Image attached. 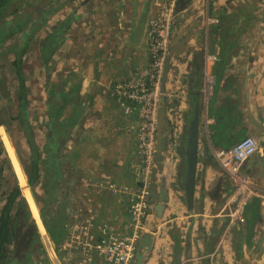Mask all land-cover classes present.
<instances>
[{
	"label": "crops",
	"instance_id": "0c3cea01",
	"mask_svg": "<svg viewBox=\"0 0 264 264\" xmlns=\"http://www.w3.org/2000/svg\"><path fill=\"white\" fill-rule=\"evenodd\" d=\"M160 1L185 5L178 7L170 33L174 39L188 27L180 42L188 33L191 37L185 56L175 43L174 51H179L175 55L181 59L170 62L165 90L180 98L168 102L180 114L177 146L198 109L197 163L194 196L188 203L182 149L167 145L155 174L156 191L165 193L166 200L151 203L144 219L138 247L143 243L149 250H141L142 264H257L261 260L264 211L258 199L248 202L243 223L229 230L221 253L213 258L207 255L227 225L225 202L231 191L211 149L229 148L245 136L264 143V5L252 0H67L51 18L54 31L45 37L47 46L43 43L40 53L48 70L47 85L53 89L48 91L46 85L42 95L46 99L57 95L48 112L56 111L59 120L55 126L47 124L42 136L50 154L43 161L42 181L45 187L48 181L47 191L53 184L57 189L55 202H50L52 225H47L55 249L47 255L51 261L39 257L34 264H106L92 251L88 261L82 260V252L70 238L71 227L88 221L95 226L108 224L116 232L128 231L129 200L144 180L136 150L138 118L135 112L125 115L111 91L148 67L147 32ZM185 15L188 22L181 23ZM209 19L217 22L208 23ZM195 22L197 27L190 31ZM250 38L256 42L251 44ZM211 54L218 60L212 67L211 96L205 101L202 68ZM166 115L170 121V114ZM243 172L264 187V156L253 155ZM149 179L148 175L147 185ZM91 232L98 236L95 229Z\"/></svg>",
	"mask_w": 264,
	"mask_h": 264
},
{
	"label": "built area",
	"instance_id": "2783aa9c",
	"mask_svg": "<svg viewBox=\"0 0 264 264\" xmlns=\"http://www.w3.org/2000/svg\"><path fill=\"white\" fill-rule=\"evenodd\" d=\"M174 3H156L157 13L149 21L147 38L149 42L150 63L139 77L128 78L117 83L111 95L120 103L125 115L136 113L138 118L137 155L144 170L143 186L134 190L128 205V231L124 233L113 231L108 224L94 225L88 221L81 226H72V242L82 252V260L88 261L87 254L95 252L106 264H133L137 244L144 228L149 202L147 177L155 167L153 155L155 152L157 133V108L159 84L162 75L164 58L169 46L171 24L175 17ZM216 23L215 19L207 20ZM218 60L214 54L208 55L203 63L202 86L203 97L211 96L215 76L213 64ZM166 114H170L171 147H176L174 141L180 132L181 119L177 106L169 107V100L178 101L177 95L165 91ZM167 144V145H168ZM213 158L221 171L228 177L231 191L225 202L227 225L218 238L215 249L208 258H213L226 246L229 230L244 221L245 208L251 199L259 200V207L264 211V187L258 186L243 172L246 160L256 153L264 156V143L260 144L251 136H245L233 146L226 149H211ZM142 170V171H143ZM90 229V231H89ZM95 229L98 236L91 232ZM84 255V258H83ZM213 260V259H212ZM211 264H215L212 263Z\"/></svg>",
	"mask_w": 264,
	"mask_h": 264
},
{
	"label": "rangeland",
	"instance_id": "374dc122",
	"mask_svg": "<svg viewBox=\"0 0 264 264\" xmlns=\"http://www.w3.org/2000/svg\"><path fill=\"white\" fill-rule=\"evenodd\" d=\"M57 1L38 0L25 3L21 5L16 15L9 16L0 23V30L2 26L4 28L6 26L7 29L9 27L18 28V33L28 35L26 39L25 34L23 36H21L22 34L20 36L17 34L14 40L0 41V151L3 149V154L0 155V208L4 195L11 192L15 185H18L21 196L26 200L29 210L31 209L32 211L30 213L32 218L35 214H41V222L43 226L45 224L46 228L47 225L49 227L52 225L50 221L52 219L50 202H55L54 190L57 189L53 184L48 187L49 190L47 191L48 181H45L46 187L42 181L43 161L46 159L45 155H50L42 145V136L44 135L45 126L47 124H49V127L55 126L59 118L56 111L53 113L48 112V108L52 106L53 101H57V95H54V98L49 96L47 99L46 97L44 98L47 95H42L44 87L47 85L46 76L48 70L47 67H43L40 53L45 37L54 31L51 28V24H49L51 18L55 16L54 14L62 6V2L67 0L59 1V3ZM252 1H255V4L258 2L264 5V0ZM68 6H71V4ZM246 10L250 12L249 10H252V6ZM29 11H33V13L27 18L24 17L23 14ZM244 23L249 24L246 20ZM255 42L254 39L250 38L251 44ZM20 47L24 48L23 54H20L19 57L25 86L23 96L25 122H21L17 118L19 115L17 95H21L19 93L21 91L18 90V80L14 74V66L11 64L16 57L12 49L17 50ZM47 88L48 91L52 89L50 85H47ZM35 169L36 176L34 177ZM31 176L34 183L32 185L28 184L30 188H25ZM20 187L23 188L22 191ZM35 198H37V202ZM30 230L31 228L29 227L27 231ZM72 236L73 230L70 238ZM20 243L25 244L23 239Z\"/></svg>",
	"mask_w": 264,
	"mask_h": 264
},
{
	"label": "trees",
	"instance_id": "16d2710c",
	"mask_svg": "<svg viewBox=\"0 0 264 264\" xmlns=\"http://www.w3.org/2000/svg\"><path fill=\"white\" fill-rule=\"evenodd\" d=\"M38 1V0H35ZM33 0H0V23L3 22L7 17L16 15L21 7V5L25 3H31L35 2ZM244 1V0H243ZM57 10V9H55ZM34 11V9H33ZM33 11H29L28 13L23 14L24 17H29ZM4 24V23H3ZM2 24V25H3ZM17 26V25H15ZM18 28H11L9 29L2 26V29L0 30V41H8L10 39L14 40L17 34H22L23 36L25 33H18ZM18 37V36H17ZM28 37V35L25 34V39ZM54 37V36H52ZM45 44V43H44ZM47 46V44H45ZM11 50V49H9ZM12 52L14 55H16L14 61H12V65L14 66L13 73L15 74L16 79L18 80V90L21 91V95H17L18 99V107H19V115L17 118L22 122H25V106H24V81H23V72L21 71V61L19 55L23 54L24 48L20 47L17 50L12 49ZM23 112H22V111ZM25 124V123H24ZM2 152V153H1ZM3 154V149L0 151V155ZM36 169L34 170V177L36 176L35 173ZM1 173V171H0ZM34 183L33 177L31 176L28 179V183L25 185V188H30L28 184L32 185ZM21 191L23 190L22 187ZM30 213H32L30 209ZM30 213L26 209V203L24 198L21 196L20 189L18 185H15L13 187L12 191L4 195L2 199V206L0 208V264H34L36 261L37 263L40 262L38 258L40 257L44 261V257L47 259V255L49 257L50 250L53 248L51 244V239L46 234L47 228L43 226L41 222V214L40 215H34L33 219L36 223L38 233L36 231V235L38 237L37 240V247H34L32 249V255H25V256H19V254H13L12 251L9 249L14 247L13 242L16 241V239H13L17 235H14V232L17 230L18 235L19 231L26 229L25 222L29 221ZM34 223H31L33 226ZM23 227V229H21ZM46 229V230H45ZM40 235V237H39ZM12 254V257H11Z\"/></svg>",
	"mask_w": 264,
	"mask_h": 264
},
{
	"label": "water",
	"instance_id": "95a60500",
	"mask_svg": "<svg viewBox=\"0 0 264 264\" xmlns=\"http://www.w3.org/2000/svg\"><path fill=\"white\" fill-rule=\"evenodd\" d=\"M177 4L174 8L175 13L179 10L178 7L179 8L185 7V5L182 3H180L181 4L180 6H178ZM187 13L190 15L189 12H187ZM186 19L188 20L187 16L185 15V16H182L179 21L181 23H184L185 21H187ZM174 22H175V20H173L171 27H173ZM196 27H197V22H195L194 24H191L189 29L191 31V30L195 29ZM184 30L188 31V27H185L184 29H182L176 35V37L174 39H172V34L170 33L169 46H168V49H167V52H166V55L164 58V65H163L162 75H161L160 84H159L158 108H157V116H156L157 133H156L155 152L153 155V163H154L155 167L151 170V172L149 174L150 179L148 181V186H147L148 202H149L148 210H150V204L151 203L158 201L159 204H162L166 200V194L165 193H163L162 191H161V193L159 191L157 193V191H156V188L158 186L155 184V174H156L157 168L158 169L160 168L159 162L162 161L163 153L166 150L168 141H172V139H171L172 138L171 137V127H170V123H169V121L167 119V115H166V106H165V98H164V94L166 91L165 90V84H166V76H167L168 67L170 65V62L173 59H181L180 55L179 56L175 55L179 52V51L178 52L174 51L175 43L181 45V53L184 54V56L187 54V49H188L187 43H188L191 35H190V33H188L185 36V39H183V41L181 43L179 37L184 32ZM19 36H20V34H19ZM198 123H199V112L197 109L194 113L192 121L188 125L187 132L186 133L183 132V134H180L182 137L180 140L181 142L178 144V146L176 145V150L178 147V148L182 149V151L184 152V157H183V159H181V160L185 161L184 163L186 166V178H185V183H184L183 189L185 192V198H186L188 203H190L193 200V196H194L195 172H196V163H197V146H198ZM185 129H186V127H184V130ZM179 139H180V136L178 135L177 138L174 140L176 142V144H177ZM248 160H246L245 163ZM245 163L243 165V168L245 166ZM46 234L50 238L49 232H47ZM219 235L220 234L218 233L217 237H216L217 241L213 247L214 249H215L216 244L218 242ZM140 240L142 242L143 239L140 238ZM51 244L55 249V244L53 241L51 242ZM138 244H139V242H138ZM138 244H137V248H136L137 251L135 252L133 264H142V262L145 258V254L143 252H141V250L145 248V253H147L149 250V249L146 250V248H148V247L144 246L143 243L140 244L139 247H138ZM257 264H264V249H263V254H262L261 260L258 261Z\"/></svg>",
	"mask_w": 264,
	"mask_h": 264
},
{
	"label": "flooded vegetation",
	"instance_id": "af4514ba",
	"mask_svg": "<svg viewBox=\"0 0 264 264\" xmlns=\"http://www.w3.org/2000/svg\"><path fill=\"white\" fill-rule=\"evenodd\" d=\"M242 2V1H241ZM183 152V151H182ZM181 158L184 157V152H183V157L182 155H180ZM33 193V192H32ZM35 197V196H34ZM37 198H35L36 200ZM37 202V200H36ZM25 203H26V209L27 211L30 213V210L28 208V205H27V202L25 200ZM38 205V204H37ZM39 207V206H38ZM29 223V224H28ZM31 223H34V219L32 218L31 214H30V218H29V221L28 222H25V226L26 227V230L25 228L23 229V227L21 229L23 230H20L19 231V235H18V232L17 230L14 232V235L16 234L17 236L14 237L13 239H16L15 242H13L14 244V247L13 248H9L13 254H19V256H25L26 254L27 255H32V249H34V247H37V240H38V237L36 235V231L38 233V229L36 228L35 226V223L33 224V226L31 225ZM27 225V226H26ZM31 228L30 231H27L28 228ZM39 234V233H38ZM141 238V237H140ZM23 239V242L25 243L23 245V243H20L19 242ZM11 257H12V254H11ZM51 261V260H50ZM133 263V262H132Z\"/></svg>",
	"mask_w": 264,
	"mask_h": 264
},
{
	"label": "bare ground",
	"instance_id": "6f19581e",
	"mask_svg": "<svg viewBox=\"0 0 264 264\" xmlns=\"http://www.w3.org/2000/svg\"><path fill=\"white\" fill-rule=\"evenodd\" d=\"M53 247V246H52Z\"/></svg>",
	"mask_w": 264,
	"mask_h": 264
}]
</instances>
